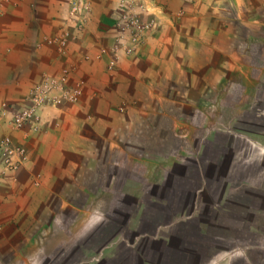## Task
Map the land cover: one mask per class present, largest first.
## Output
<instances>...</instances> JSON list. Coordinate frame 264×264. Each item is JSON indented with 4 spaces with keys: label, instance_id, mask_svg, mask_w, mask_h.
I'll return each instance as SVG.
<instances>
[{
    "label": "crops",
    "instance_id": "0c3cea01",
    "mask_svg": "<svg viewBox=\"0 0 264 264\" xmlns=\"http://www.w3.org/2000/svg\"><path fill=\"white\" fill-rule=\"evenodd\" d=\"M61 1L0 0V129L46 66L91 56L72 73L88 75V86L54 132L12 136L23 153L13 175L0 178V264H264V0H176L185 11L178 22L151 0L157 25L116 83L91 55L110 42L111 2L91 0L86 27L72 28L75 38L55 55L41 38L57 31ZM193 49L211 59L192 57ZM146 64L148 73L137 67ZM135 79L146 83L122 90ZM130 95L148 99L136 107L142 117L113 124L108 113ZM123 129L141 149L128 150L126 162L122 148L99 154L100 182L90 185L93 156L78 145L97 139L116 149ZM15 223L20 232L34 226L18 247Z\"/></svg>",
    "mask_w": 264,
    "mask_h": 264
},
{
    "label": "rangeland",
    "instance_id": "374dc122",
    "mask_svg": "<svg viewBox=\"0 0 264 264\" xmlns=\"http://www.w3.org/2000/svg\"><path fill=\"white\" fill-rule=\"evenodd\" d=\"M108 1H110L111 5L113 6L112 12L110 13V25L112 26L113 30L111 39L108 44L97 45L95 51L91 55L93 59L101 62L97 66L99 67L100 73L112 80V78H114L115 76V73L119 72V67H123L125 70L129 67V65H121L122 62H124V60L129 61L132 59V57L137 56L140 48L146 42L147 36L150 33L154 32L152 30L157 25L158 19H155L153 17L152 13L147 7L148 2H153L151 0ZM157 1V4L162 5L164 9H167L166 7L169 8L172 19L176 22L182 19L181 17L185 14V11L183 9L184 7L176 0ZM222 3L224 5L226 4L224 2ZM63 5L64 8H62ZM60 7L61 11L58 16L59 23L57 31L50 35H44L41 38L43 44L53 47L55 55H63L66 50L68 41L75 38L74 33L71 32L72 28H74V30L76 31H82L86 27V16L91 8V0H66V2L61 1ZM222 12L225 13V11ZM203 21V24L211 23L210 18L204 19ZM183 23L187 22L184 21ZM202 35V40H204L206 37L204 34ZM192 51L193 54L191 52V56H197L201 61H208L211 59L209 54L205 53V51H203L200 55L196 54L194 52V49ZM90 57V54L81 52L78 60H75L71 63L60 64V66L57 68V71L56 68L51 71V68L49 66H46L43 69L40 78L36 82H32V84L28 86L26 93L22 98V102L20 105L21 108L15 112H12L11 116H6V121L8 122L10 118V123L7 129H0V140L7 138L10 147L12 149H16L21 146L19 145V143L13 141L12 136L15 135L16 132H20V134H26V137H34L38 135L40 131H42L44 135L52 134L55 130V127H57L56 118H59L58 115H60L61 112L67 110L69 107L77 105V101L81 99V97L83 96V91L88 86V75H72V73L74 69L79 66V63L90 60ZM137 67L139 70H141V72L148 73L149 67L147 66V64L138 65ZM202 69L206 68H204L203 66L199 68V70ZM110 82L116 83V80H112ZM144 83H146V80L141 82L136 81V79L129 80L125 84L126 88H123L122 90L126 91L131 87H134V89H136L137 85H143ZM134 89H132V91H134ZM76 90H79V93L76 94L72 100H70L68 98L69 94L73 92L75 93ZM126 92L130 91L128 90ZM90 95L91 97L88 100H93L96 96V92L91 91ZM148 102L149 101L146 97H140L139 100H136L131 95L129 97L121 96L113 106L112 112L108 113V116L115 121V123L113 124L122 123V125H119L120 127L124 124H126L125 127H128L130 126V123L132 124V122H137L143 115L136 113V107L141 109V105H148ZM0 105H5V103L2 102L0 103ZM25 110H27L25 121L26 126H21V128L23 127V129L20 130L19 128L13 126L12 121L15 119L19 112L22 113ZM0 115L3 116L4 114ZM137 115H139V118L136 117ZM63 116H65V112ZM82 118L87 123L93 121L90 112L82 114ZM39 120H42V129H40L39 124L37 123V121ZM124 132L127 133L125 135L127 139H124V143L120 146H117L116 149L114 146H105L99 144L97 139L94 143L93 141L88 144L80 142V144L78 145L80 147V151L87 152L88 156H93L91 157V163L94 166V169L89 171L91 175L88 178L90 185H95L100 182V179L98 178V172L103 154L105 155L108 153L107 155L113 156L114 154H119L118 151L115 150L122 148V150L124 151L122 158L123 161L126 162L128 157H126L125 154H127V152L131 151V153H136L141 149L142 146L140 144L131 142V138L133 137L132 130L123 129V133ZM91 134L92 136H95V138L97 137L95 133ZM136 136H138L137 138H142L141 136H144V132ZM93 139L94 138L92 137V140ZM64 141L65 143L60 146V148L62 150L61 153L66 155L68 152V148L66 139H64ZM101 153L102 156L99 155ZM12 160L16 165V158L12 157ZM0 165V178L1 182H3V180H6L9 176L13 175L16 168L14 167L15 165L12 166L13 168L3 167L1 162ZM117 172L118 174L120 173L119 171ZM65 173L66 172H62V175H65ZM29 181L30 184L34 183V175L31 176ZM11 209V212L13 214L17 212V207ZM47 212L50 213L49 210ZM49 213H44V218H46ZM54 215H56L57 219L61 220L62 222H65L69 218V214L66 211L61 210L56 212ZM33 228L34 226L27 225V229L25 230L24 227H22L20 232L18 231L19 228L16 223L10 226L9 232L12 231L10 234L12 239V246L18 247L20 244H22L20 243V239H22L24 234L28 235ZM0 229L2 230L1 226ZM96 229L97 228H95V231ZM18 232L21 233V235Z\"/></svg>",
    "mask_w": 264,
    "mask_h": 264
},
{
    "label": "built area",
    "instance_id": "2783aa9c",
    "mask_svg": "<svg viewBox=\"0 0 264 264\" xmlns=\"http://www.w3.org/2000/svg\"><path fill=\"white\" fill-rule=\"evenodd\" d=\"M62 45V43H61ZM79 93V90H76L74 93H70L68 98L72 100L76 94ZM26 116H27V110L23 111L22 113L19 112L15 119L12 121L13 126L20 128L22 125H24L26 121ZM23 149L18 147L16 149H12L10 147V144L8 143V139L4 138L0 140V162L3 165V167H10L13 168L12 166L15 165V162H13L12 157L16 158V163L19 162L18 158L22 155Z\"/></svg>",
    "mask_w": 264,
    "mask_h": 264
}]
</instances>
